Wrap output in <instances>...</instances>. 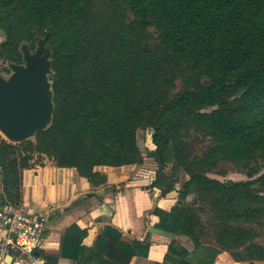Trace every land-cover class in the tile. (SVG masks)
<instances>
[{
	"label": "trees",
	"instance_id": "16d2710c",
	"mask_svg": "<svg viewBox=\"0 0 264 264\" xmlns=\"http://www.w3.org/2000/svg\"><path fill=\"white\" fill-rule=\"evenodd\" d=\"M0 29V58L13 64L21 44L47 33L53 102L33 137L0 134L1 204L21 205L35 157L105 184L96 167L141 163L138 133L150 127L158 169L171 162L188 176L171 208L155 209L159 229L191 242L177 249L174 237L164 264H213L221 253L263 264L264 0H0ZM221 163L248 178L207 174ZM133 246L118 244L126 258L92 251L93 264H128ZM82 248L75 264L88 262Z\"/></svg>",
	"mask_w": 264,
	"mask_h": 264
},
{
	"label": "crops",
	"instance_id": "0c3cea01",
	"mask_svg": "<svg viewBox=\"0 0 264 264\" xmlns=\"http://www.w3.org/2000/svg\"><path fill=\"white\" fill-rule=\"evenodd\" d=\"M31 163L30 167L22 170L21 206L25 210L49 213L38 249V254L47 264H75L79 247H83L84 255L88 256L86 264H93L92 251L104 257L112 253L126 258L131 251H118L120 242L128 243L131 250L133 244H137L128 264H164L174 237L172 245L175 248L191 247L186 237L167 235L159 229L160 217L155 212L156 208L165 211L171 208L188 179L187 174L184 173V180L178 185L171 174L162 178L165 166L158 169L151 180L145 163L99 165L96 169L106 175V182L93 187L74 167L57 166L45 156L35 157ZM167 183H171L173 189L161 194ZM184 200L192 202L194 193L189 191ZM66 237L72 240L68 246H65ZM145 249L147 252L141 254ZM228 260L221 253L213 264H251L245 260L228 263ZM187 262L195 261L187 259Z\"/></svg>",
	"mask_w": 264,
	"mask_h": 264
},
{
	"label": "water",
	"instance_id": "95a60500",
	"mask_svg": "<svg viewBox=\"0 0 264 264\" xmlns=\"http://www.w3.org/2000/svg\"><path fill=\"white\" fill-rule=\"evenodd\" d=\"M44 37L37 35L31 53L27 44L20 46L24 64H11L7 79H0V133L12 142L33 137L45 129L52 118L53 102L50 49Z\"/></svg>",
	"mask_w": 264,
	"mask_h": 264
},
{
	"label": "built area",
	"instance_id": "2783aa9c",
	"mask_svg": "<svg viewBox=\"0 0 264 264\" xmlns=\"http://www.w3.org/2000/svg\"><path fill=\"white\" fill-rule=\"evenodd\" d=\"M48 219L47 211L0 204V264H47L38 249Z\"/></svg>",
	"mask_w": 264,
	"mask_h": 264
},
{
	"label": "rangeland",
	"instance_id": "374dc122",
	"mask_svg": "<svg viewBox=\"0 0 264 264\" xmlns=\"http://www.w3.org/2000/svg\"><path fill=\"white\" fill-rule=\"evenodd\" d=\"M3 39H4V33L0 29V43ZM36 46H37V42H36L35 47L30 49L31 53L35 50ZM11 64L12 63L6 62L3 58H0V79L1 80L7 79L10 73L13 71L11 68ZM21 64H24V61H22ZM176 84L178 88L180 86L179 80H176ZM151 133H152V129L150 127L140 128L139 133H138V145H139L140 152H141V160H142L141 163H145L144 165L147 169L146 172L149 174V177L152 180L155 178V173L158 172L157 171L158 166H157L156 160L154 159V156L151 154L152 151L154 150V145L151 141ZM207 144H208L207 140H202L201 142H198L195 146L196 151L201 152L202 150L206 148ZM170 164L171 162L165 165L166 169H164L162 178L165 179V177H168L171 174L170 177L178 181V185H180L179 183H182L185 177L184 172L180 170V168H176L174 167V165H170ZM257 165L259 166L260 170H264V160L258 162ZM207 174L209 176L216 177L220 180H226V179L239 180V179L248 178L247 175L244 174L243 172H239L238 170H235L231 165L224 164V163H221L213 170L208 171ZM203 216H204V219H206V215L203 214ZM206 240L212 241V238L211 237L206 238Z\"/></svg>",
	"mask_w": 264,
	"mask_h": 264
}]
</instances>
